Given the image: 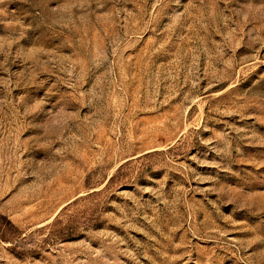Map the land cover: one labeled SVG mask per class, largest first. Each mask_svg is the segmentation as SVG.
<instances>
[{"label":"rangeland","instance_id":"obj_1","mask_svg":"<svg viewBox=\"0 0 264 264\" xmlns=\"http://www.w3.org/2000/svg\"><path fill=\"white\" fill-rule=\"evenodd\" d=\"M0 264H264V0H0Z\"/></svg>","mask_w":264,"mask_h":264}]
</instances>
